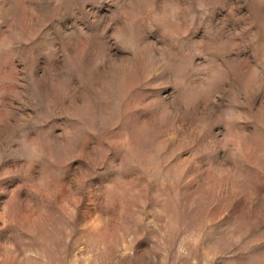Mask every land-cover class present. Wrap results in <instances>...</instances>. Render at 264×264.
<instances>
[{"label":"clouds","instance_id":"obj_1","mask_svg":"<svg viewBox=\"0 0 264 264\" xmlns=\"http://www.w3.org/2000/svg\"><path fill=\"white\" fill-rule=\"evenodd\" d=\"M0 264H264V0H0Z\"/></svg>","mask_w":264,"mask_h":264}]
</instances>
